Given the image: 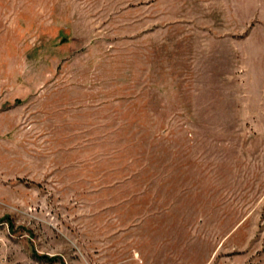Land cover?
Segmentation results:
<instances>
[{
    "label": "rangeland",
    "instance_id": "rangeland-1",
    "mask_svg": "<svg viewBox=\"0 0 264 264\" xmlns=\"http://www.w3.org/2000/svg\"><path fill=\"white\" fill-rule=\"evenodd\" d=\"M0 264H264V0H0Z\"/></svg>",
    "mask_w": 264,
    "mask_h": 264
},
{
    "label": "trees",
    "instance_id": "trees-1",
    "mask_svg": "<svg viewBox=\"0 0 264 264\" xmlns=\"http://www.w3.org/2000/svg\"><path fill=\"white\" fill-rule=\"evenodd\" d=\"M45 258L49 259V260H54V258H49L48 256H44Z\"/></svg>",
    "mask_w": 264,
    "mask_h": 264
}]
</instances>
